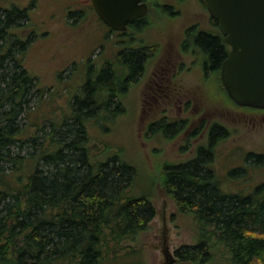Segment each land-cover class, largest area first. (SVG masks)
I'll list each match as a JSON object with an SVG mask.
<instances>
[{
	"label": "trees",
	"instance_id": "16d2710c",
	"mask_svg": "<svg viewBox=\"0 0 264 264\" xmlns=\"http://www.w3.org/2000/svg\"><path fill=\"white\" fill-rule=\"evenodd\" d=\"M29 16L28 8L0 7V264H101L149 228L156 208L148 196H130L137 175L133 163L119 154L95 159L87 122L102 121L97 110L123 112L122 91L141 75L147 51L120 52L130 72L124 79V68L117 74L104 65L96 80L84 84L83 97L74 96L68 118L51 119L48 128L43 121L24 128L21 115L46 91L25 66L34 35L27 39L15 31L29 24ZM195 41L211 68L226 56L216 35L201 31ZM154 125L167 129L175 123ZM227 131L214 124L195 157L165 166L167 192L199 225L197 243L175 250L182 264H264V184L245 195L225 193L210 167L215 143Z\"/></svg>",
	"mask_w": 264,
	"mask_h": 264
},
{
	"label": "rangeland",
	"instance_id": "374dc122",
	"mask_svg": "<svg viewBox=\"0 0 264 264\" xmlns=\"http://www.w3.org/2000/svg\"><path fill=\"white\" fill-rule=\"evenodd\" d=\"M75 1L35 0L33 4V0H0V7L14 2L28 5L29 24L24 23V28L15 31L23 32L27 39L34 35L25 66L46 90L41 97L32 98L28 111L21 115L20 126L28 128L33 121H43L48 128L51 119L68 118L73 112L74 96L81 93L83 97L84 84L89 79L96 80L104 65L111 64L117 74L124 68L122 79L130 73L119 57L121 48H130L131 44L144 48L148 58L142 75L131 80L126 91L120 93L123 112L118 109L112 115L97 110L102 121L90 118L87 131L95 159L119 154L137 167L129 194L148 196L156 214L147 230L134 241H125L124 246L130 247L101 264H168L165 252L176 258L172 264H182L175 250L183 244L197 243L199 225L193 214L179 211L167 192L165 166L195 157L199 147L208 144L213 125L221 124L228 131L215 143V156L210 163L220 189L243 195L252 192L264 184V109L238 106L231 101L219 74H208L210 70L199 67L206 54L194 46L195 36L184 42L188 28L182 22L166 19L161 25L153 22L130 29L125 41L118 42L116 32L107 37L102 34L103 28L95 18L89 21L83 14L76 21L72 13L65 22V11L70 6L80 9ZM193 5L185 8L188 19H207V13ZM131 34L135 38L128 39ZM123 86L119 84L121 90ZM160 121L175 126L157 129L154 124ZM35 129L31 127L29 131ZM250 153L262 157L249 158Z\"/></svg>",
	"mask_w": 264,
	"mask_h": 264
},
{
	"label": "water",
	"instance_id": "95a60500",
	"mask_svg": "<svg viewBox=\"0 0 264 264\" xmlns=\"http://www.w3.org/2000/svg\"><path fill=\"white\" fill-rule=\"evenodd\" d=\"M137 3L93 0L101 18L117 30L125 29L136 15L133 9ZM206 4L231 46L221 69L229 97L238 105L264 109V0H206ZM165 253L168 264L176 261Z\"/></svg>",
	"mask_w": 264,
	"mask_h": 264
},
{
	"label": "flooded vegetation",
	"instance_id": "af4514ba",
	"mask_svg": "<svg viewBox=\"0 0 264 264\" xmlns=\"http://www.w3.org/2000/svg\"><path fill=\"white\" fill-rule=\"evenodd\" d=\"M33 0V4H34ZM54 3H60L61 0H52ZM78 3H77V2ZM75 4H79L80 9L77 11L75 10L76 8H68L65 12L64 15V21H68V18H70V15L73 13L76 21H78L79 17L84 14L85 18H89V21H92L94 18L98 20V22L101 24L103 28V35L108 36L110 32H116V34L119 36L118 42L125 41V37L127 36L126 33L130 31V29L137 30L141 28V26L148 25L150 23H155V24H164L168 20H171L173 22H182V25H186L188 28L187 31L184 34V42H188L191 40L192 36L196 37L198 32L204 31L207 33H210L212 35L218 36L221 41L223 42L225 48H226V56L223 57L221 63L216 67V68H211L210 64H208V55L203 51L204 54H206L205 59L203 62H198L201 65L199 66L202 68L204 71L205 70H210L208 74L211 72L214 74H219V78H221V69H222V64L227 57L231 46L225 41V36L222 34L220 28H219V22L216 20L209 12L206 0H138L137 6H134V12H136V15L133 17V19H130L126 23V28L125 29H114L112 28L108 23H106L99 13L97 12L93 0H76ZM65 3V1H64ZM194 4L193 7H199L202 9V11H205L207 13V19L205 20H200V18L196 19H188V16L185 13V8L189 7V5ZM69 5V4H68ZM67 5V6H68ZM82 6V7H81ZM13 7H19L21 9L28 8V5L22 6L19 4L17 5V2L12 3L9 7L7 8H13ZM76 7V6H75ZM144 9V10H143ZM67 19H66V18ZM120 18H122L120 16ZM168 19V20H166ZM189 20L191 22H189ZM75 21V22H76ZM194 28H197L194 29ZM105 30V31H104ZM191 30V31H190ZM23 36V32L20 33ZM132 35V34H131ZM135 38L134 35L130 36L128 39H133ZM127 42V40H126ZM129 42V41H128ZM194 46L197 48H201L200 45L194 41ZM135 44H131L130 48H140L139 46L136 47L134 46ZM125 48H121L119 50V54L122 50ZM202 49V48H201ZM148 56H146L145 61H147ZM195 60V59H194ZM206 60V61H205ZM145 63V62H144ZM169 63V62H168ZM182 62L181 64H183ZM183 66V65H182ZM182 66L180 67L182 69ZM94 67V65H93ZM194 67V66H193ZM177 68L176 70L180 69ZM144 69V67H143ZM170 69H172L170 67ZM206 73V72H205ZM142 75V73H141ZM140 75V76H141ZM220 81V79H219ZM220 84V83H219ZM223 84V82H222Z\"/></svg>",
	"mask_w": 264,
	"mask_h": 264
},
{
	"label": "bare ground",
	"instance_id": "6f19581e",
	"mask_svg": "<svg viewBox=\"0 0 264 264\" xmlns=\"http://www.w3.org/2000/svg\"><path fill=\"white\" fill-rule=\"evenodd\" d=\"M120 66H122V65H120ZM121 69V68H120ZM91 77V76H90ZM94 78V77H93ZM72 98V97H71ZM108 118V117H107Z\"/></svg>",
	"mask_w": 264,
	"mask_h": 264
}]
</instances>
